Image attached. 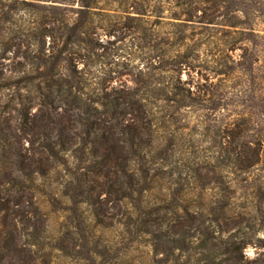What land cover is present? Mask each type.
Returning <instances> with one entry per match:
<instances>
[{"label":"rangeland","instance_id":"rangeland-1","mask_svg":"<svg viewBox=\"0 0 264 264\" xmlns=\"http://www.w3.org/2000/svg\"><path fill=\"white\" fill-rule=\"evenodd\" d=\"M55 1L0 0V121L21 127L29 108L37 111L30 70L44 54L58 60L55 79L72 89L76 82L82 110L128 89L148 114L130 109L121 117L133 140L116 134L107 177L88 174V162L77 160L80 194L65 193L62 169L22 193L33 194L46 213V236L59 246L43 249L50 264H224L223 246L232 241L241 248L234 255L240 264L263 260L264 40L253 36H264V0H229L227 18L213 7L219 0H97L94 12L82 14L76 0ZM230 1L243 12L232 13ZM185 2L189 15L176 7ZM136 5L148 9L139 13ZM244 50L259 51V72L241 69ZM183 91L190 98L184 108L171 101ZM58 106L71 112V96L65 93ZM79 133L92 140L91 132ZM133 143L143 154L129 162ZM247 147L259 149V164L240 168L235 152ZM115 166L135 170L143 194L132 192V178Z\"/></svg>","mask_w":264,"mask_h":264},{"label":"trees","instance_id":"trees-1","mask_svg":"<svg viewBox=\"0 0 264 264\" xmlns=\"http://www.w3.org/2000/svg\"><path fill=\"white\" fill-rule=\"evenodd\" d=\"M61 1L64 0H57L53 3L61 4ZM75 2L77 4L76 12L79 14L88 11L94 12L97 9V0H76ZM230 2L233 6L236 5L235 10L231 11L232 13L234 11L243 12L239 10L240 8H238L236 2ZM186 4V2L178 4L176 7L182 9V13L187 9L184 13L189 15L190 6H185ZM229 6V0H219L213 7L219 15L225 17ZM146 8L148 9V7L136 5L133 9L140 13L146 11ZM123 14L127 15L128 12ZM206 21L213 24L209 20ZM80 25L79 28H75V42H80L83 28ZM225 25L235 28L238 23L228 22ZM253 37L264 40V36H258V34ZM71 44L73 45L74 42L72 41ZM258 53L259 51L246 55L244 50L240 56L244 62L239 64L243 71L253 73L261 70ZM57 62L58 60L53 54H44L42 57H37L32 63L30 72L34 75L32 80L36 82L28 92L31 93L34 99H38L39 103L35 113H31L29 108L24 125L17 127L5 121H0V264H50V260H48L49 253L45 255L42 254V251L44 248L48 251L59 250V246L55 243L51 244L46 236V213L34 202L32 199L33 194L25 196L22 193L26 191L32 193L38 188L37 179L49 178L56 170L62 169L68 172L69 177L65 193L80 194V192H75L77 191L76 187H82L85 183L80 185L81 180L77 174L79 169V166L76 165L77 160L88 162L83 167L88 174L107 177V174L111 173L107 161L111 159V156H117L115 151L117 147L114 140L116 134H120L124 142L133 140L132 138L129 140L126 138L129 132L120 124L121 117L130 109L148 114L140 97L128 89L117 91L118 96L113 98L114 100L108 101L104 96L96 102H92L98 107L87 104L85 106L86 110H82L77 96L76 82L74 84L75 89H72V83L63 81L60 77L55 79L60 76L58 75ZM258 79L264 82V77L258 75ZM174 89L169 91L170 95L175 93L173 92ZM65 93L71 96V103L74 105L71 112L67 109H60L58 106L61 97ZM187 93L188 91L186 94H181L180 98H173L171 101L184 108L187 106L186 101L190 99ZM260 102L264 104V99ZM98 108L101 111H98ZM258 108L260 112L262 110V115H264L263 107L258 106ZM84 114L88 117L82 118ZM101 115L104 118H101ZM106 117H112L115 120L114 125L106 123ZM78 131L91 132L92 140H85V137L83 138ZM67 135L69 136L67 137ZM65 136L70 139L69 142L62 141ZM25 137L29 139V147H25L23 144V141H26ZM35 144H38L37 148H34ZM97 145L100 147L101 152H96L94 147ZM132 147L134 148H130L126 158L129 162L139 159L143 154L137 143H133ZM235 155L234 161L240 168L248 163L253 166L259 164V149L242 148L239 152H235ZM153 158L154 153L150 152L149 159ZM115 167L117 173L132 178V181L128 183L132 192L143 194L145 186L140 184V179L137 177L133 179L132 177L135 175V170L134 173L132 171V174H130L121 166ZM128 170L132 169L128 167ZM115 173L113 172V174ZM72 183H74V187ZM104 186L106 187L107 184L105 183ZM91 187L88 186V188ZM101 187L102 185L98 186V189L101 190ZM71 202L73 203L71 211L75 214L77 202H75L73 196ZM29 220L35 223L33 228L30 225L28 226L27 222ZM30 230L36 234L34 238L31 237ZM229 239L230 235L228 234L224 240ZM223 247L222 254L227 255L224 264H240L234 256L241 249L238 243L232 241ZM249 264H264V259Z\"/></svg>","mask_w":264,"mask_h":264}]
</instances>
